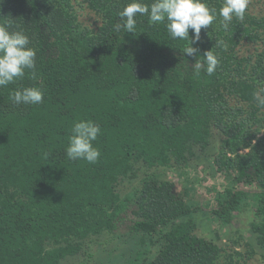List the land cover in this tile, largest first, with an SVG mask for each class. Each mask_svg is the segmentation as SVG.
Wrapping results in <instances>:
<instances>
[{
    "label": "trees",
    "instance_id": "16d2710c",
    "mask_svg": "<svg viewBox=\"0 0 264 264\" xmlns=\"http://www.w3.org/2000/svg\"><path fill=\"white\" fill-rule=\"evenodd\" d=\"M89 2L101 25L82 30L69 0L0 2V20L25 30L37 50L35 69L0 88V264L82 256L89 264H221L224 244L196 233L200 210L223 226L249 211L252 245L264 255V106L255 98H264V48L238 54L264 37V14L234 18L227 32L219 21L202 29L188 56V41L149 27L146 16L135 33L117 30L129 0ZM217 40L216 73L196 76ZM31 86L44 90V103L12 101ZM77 119L101 125L95 164L66 156ZM190 168L225 174L210 213L195 198L199 175ZM168 169L179 173V191ZM126 184L136 185L127 192ZM93 247L105 262L92 259Z\"/></svg>",
    "mask_w": 264,
    "mask_h": 264
},
{
    "label": "clouds",
    "instance_id": "9594fccd",
    "mask_svg": "<svg viewBox=\"0 0 264 264\" xmlns=\"http://www.w3.org/2000/svg\"><path fill=\"white\" fill-rule=\"evenodd\" d=\"M249 3L250 0H221V6L217 9L210 6L207 0H150L149 3L145 0H129L118 13L121 23H116V29L135 33L139 18L146 16L149 27L164 25L172 40L188 41L184 53L194 56L198 49L193 44L200 40L202 29L219 21V26L227 32L234 18L239 21L245 19ZM190 29L193 30L194 39L189 37ZM221 45L224 42L217 40L215 47L205 52L202 60H197L194 65L196 76L200 75L202 68L208 76L216 73L220 58L214 49ZM36 59L37 50L31 46L26 31L17 28L9 20H0V88L24 78L26 70L35 69ZM10 96L17 105H39L44 103L45 92L40 87L31 86L17 89ZM255 98L264 106V98L259 94ZM70 131L65 149L67 158L97 163L102 154L96 143L102 134L100 123L91 119H77ZM44 157L47 159V153H44Z\"/></svg>",
    "mask_w": 264,
    "mask_h": 264
},
{
    "label": "rangeland",
    "instance_id": "374dc122",
    "mask_svg": "<svg viewBox=\"0 0 264 264\" xmlns=\"http://www.w3.org/2000/svg\"><path fill=\"white\" fill-rule=\"evenodd\" d=\"M62 3H67L68 0H60ZM69 4L72 6L74 13L77 17V23L79 30L85 27L93 29L101 25V17L97 12L93 10L89 0H69ZM247 14H253L261 16L264 14V1L262 0H250ZM264 48V37H262L258 44L247 45L243 44L238 47L239 56H245L249 53H256L262 51ZM168 178L177 183V191L181 189V178L179 173L174 169H168ZM189 175H199L198 181L194 183V187L197 189L195 198L201 204H208L203 208L207 213H210L214 207L217 206L215 198L217 192H223L227 186L225 174L223 172H215L213 175L210 169H199L194 170L188 169ZM136 184H126L127 192L131 190ZM218 189L217 192H211V190ZM125 194V191H124ZM256 210V207L252 209ZM253 215L246 211L239 216L237 215L232 224L223 226L217 219L202 213L200 210L196 215L195 219L198 223L196 233L207 239H214L220 244H224L225 251L222 252L221 264H264V255L261 250L252 245L254 236L249 234L248 229L251 228V217ZM125 242V241H124ZM123 245V244H122ZM121 245V246H122ZM104 252L109 257L108 251L103 248ZM92 259L94 261H104L102 253L96 251L95 247L90 251ZM88 255V254H87ZM74 264H89L82 257L73 261ZM106 264V263H104Z\"/></svg>",
    "mask_w": 264,
    "mask_h": 264
}]
</instances>
